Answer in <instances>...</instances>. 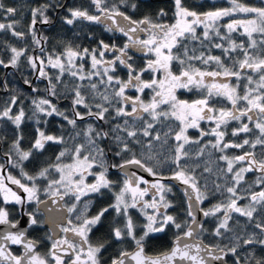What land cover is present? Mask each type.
<instances>
[{
    "label": "snow or ice",
    "instance_id": "1",
    "mask_svg": "<svg viewBox=\"0 0 264 264\" xmlns=\"http://www.w3.org/2000/svg\"><path fill=\"white\" fill-rule=\"evenodd\" d=\"M145 2L42 0L21 31L0 0V32L22 42L0 45V69L33 77L24 87L0 78V122L12 126L11 138L0 133V264H264V0L202 11L172 0L170 21L163 8L137 16ZM57 20L123 41L85 47L78 31L48 50L38 25ZM205 155L215 169L206 161L197 174L188 161ZM169 181L184 186L183 215ZM169 232L167 247L149 250Z\"/></svg>",
    "mask_w": 264,
    "mask_h": 264
},
{
    "label": "trees",
    "instance_id": "2",
    "mask_svg": "<svg viewBox=\"0 0 264 264\" xmlns=\"http://www.w3.org/2000/svg\"><path fill=\"white\" fill-rule=\"evenodd\" d=\"M39 2H42V0H32V3L29 2V6L27 4L24 5L25 3L22 5H18L17 6L18 18H21V19L25 18L27 20H30L31 15H30V9L28 7H32V4H34L33 5V7H34ZM245 2L250 3V4H259L260 0H245ZM70 3L77 4V5L84 4L85 6H87L88 0H70ZM185 3L189 6L197 7L198 11L208 10L212 6L213 3H215L217 7L228 6L226 0H185ZM199 5H204V7L199 8L198 7ZM172 7H173L172 0H146L145 4L141 6V12H138L136 15L139 16L143 12H155V11L163 8L166 11H168V17H166L165 20L170 21V18L172 16V11H171ZM3 22H7V21L3 20ZM26 26H27V24H25L24 21L19 22V30H21V31L26 30ZM81 27L83 28V31H80V29H78V28L69 29L68 26L62 25L60 23V21L57 20L54 25L39 26L38 29H39L40 33H42L44 36L48 37V43L46 45V48L48 50H51L54 47H58V42H60L62 40H64V41L72 40L74 38V33L78 32V31L80 32L79 38L76 39L75 42L78 44H81L82 46H85V47H95V41L100 40V39L105 40V42H113L114 41L118 44L122 43V41H123V37H120L119 34L113 35L110 33H106L103 31V27L100 25H82ZM88 34H91V36L94 37V39H89ZM27 43L30 44V40ZM3 44H11V45H14L17 47L22 46V42L17 41L14 37L11 36L10 33L0 32V45H3ZM213 54L220 55V50L213 49ZM0 56H4L3 47H0ZM135 60H136V63L138 65H142L144 62V58L142 57V54H138V53H136V55H135ZM4 74H5V70L0 69V78H2L4 76ZM147 75L148 74H145V78H147ZM22 76H28L29 78H31L30 70L27 69V67H22L19 72H16L15 70H11L8 73V79H9L10 84L12 86H15V87H24L22 84V79H21ZM65 80L67 82L70 80V78L67 77V79H66V77H65ZM42 84L36 85L41 89V92L39 93L40 95H43V89L45 87V85H42ZM24 91H25V93H28V90L24 89ZM179 95L181 96L182 99L191 100V99L196 98L195 93H188L185 91H181L179 93ZM1 98L5 99L6 94L2 93ZM67 103H68L67 101H63L61 106L62 107L66 106ZM25 104H26V109H27V101L25 102ZM56 124H57V121L55 119L52 120L51 124L49 125V131H54L56 128ZM202 126H204V125H202ZM32 130L33 129L31 126V122H28L25 126L26 134L30 133ZM158 130L163 132V131H167V128H163V127L158 126ZM0 133L7 135L9 138H11L12 126L10 124L1 123ZM189 135L191 137L195 138L198 136V133L196 130L193 129V130H189ZM171 143H172V141H169V144H171ZM157 147L159 148V145ZM190 147H191V151L193 153H195L198 146L192 145ZM55 150H56L55 147L50 148L49 153L51 154ZM216 155H218V154H216ZM206 161L208 162L209 166H211V167H213V169H215V166L217 163V161L215 160V157H212L210 159L207 155L200 158L199 161L189 160L188 163L189 164L199 163L200 166L196 169L197 174H199L202 172ZM220 163L222 164V162H220ZM31 167H32V165H29V168H31ZM163 171L167 172L168 171L167 167H165L163 169ZM204 176L208 178V185H209V188H211L212 182H213V180L216 179V176L214 174H211V173H204ZM115 178L116 177L114 176V179ZM248 179L251 180V179H254V177L249 175ZM177 190H174V186H173L174 195L169 194L168 198L170 200H173L175 202V204L177 205V208L175 211L179 212L181 215H183L184 208H183L182 204H183V201L185 198L183 197L181 191L180 190L177 191ZM220 199H222V197L219 196V194H217L216 196H213L210 200L205 201V203L202 205V207L207 209V208L211 207L212 204L217 203ZM243 219L244 218H241L242 222H243ZM204 226L206 228H208L209 230H211L215 226V222H212L209 218L205 222ZM170 235H171V232H169V235L164 237L163 239L151 241L150 246H149V250L150 251H156V250H160L164 247H167ZM41 250H44V248H42Z\"/></svg>",
    "mask_w": 264,
    "mask_h": 264
},
{
    "label": "flooded vegetation",
    "instance_id": "3",
    "mask_svg": "<svg viewBox=\"0 0 264 264\" xmlns=\"http://www.w3.org/2000/svg\"><path fill=\"white\" fill-rule=\"evenodd\" d=\"M2 2L6 5V6H8V7H15V8H17V6L18 5H22V4H24V5H28L29 6V2L30 3H32V0H2ZM33 5L34 4H32V7H33ZM29 9L31 8V7H28ZM3 13L2 12H0V22H3ZM23 18V17H22ZM14 19H16V20H18L19 22H22V21H24V23L25 24H28V23H30V20H27V19H21V18H18V15L17 16H15L14 17ZM21 19V20H20ZM39 26H43V25H38V27ZM11 71V70H10ZM9 70H5V72H7V73H9L10 72ZM31 78H33V77H31ZM66 79H67V77H66ZM34 83L37 85V84H42V85H45L46 86V81H39V80H36V81H34ZM24 89H26V90H28L26 87L24 88ZM29 91V90H28ZM2 93H4V92H2V91H0V100H3L2 98H1V95H2ZM1 123L2 122H0V127H1ZM50 154V153H49ZM251 175V174H250ZM114 176L116 177V174L115 173H113V175H112V178L114 179ZM169 183H171V182H169ZM173 184V183H172ZM173 186H174V190H177L176 188V186L173 184ZM178 191V190H177ZM183 194V193H182ZM184 197V196H183ZM110 198H111V194H106V197H105V200L107 201V200H110ZM185 198V197H184ZM133 214H134V216H136L138 219H141L142 220V217H139V215H138V213H136L135 212V210H133ZM207 220L209 219V218H206ZM40 235H43V233H40ZM97 235H99V233H97ZM44 248H46V245L44 246ZM114 251H115V248L114 247H112V248H109L108 249V251L107 252H105V257H108V256H110V255H112V254H114Z\"/></svg>",
    "mask_w": 264,
    "mask_h": 264
},
{
    "label": "water",
    "instance_id": "4",
    "mask_svg": "<svg viewBox=\"0 0 264 264\" xmlns=\"http://www.w3.org/2000/svg\"><path fill=\"white\" fill-rule=\"evenodd\" d=\"M149 179H151V178H149ZM169 182L175 184V185H176V186L182 191V189H183V187H184L183 185H179V184H177L176 182H173V181H169ZM182 192H183V191H182ZM197 218H198V220H199L200 222H202V223L205 222V217H203L202 214L198 213V214H197Z\"/></svg>",
    "mask_w": 264,
    "mask_h": 264
},
{
    "label": "rangeland",
    "instance_id": "5",
    "mask_svg": "<svg viewBox=\"0 0 264 264\" xmlns=\"http://www.w3.org/2000/svg\"><path fill=\"white\" fill-rule=\"evenodd\" d=\"M138 54H140V53H138ZM210 220H211L212 222H215V221L213 220V218H210Z\"/></svg>",
    "mask_w": 264,
    "mask_h": 264
}]
</instances>
